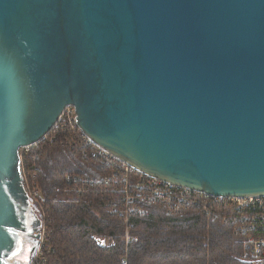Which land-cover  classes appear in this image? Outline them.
Returning a JSON list of instances; mask_svg holds the SVG:
<instances>
[{
	"label": "water",
	"instance_id": "95a60500",
	"mask_svg": "<svg viewBox=\"0 0 264 264\" xmlns=\"http://www.w3.org/2000/svg\"><path fill=\"white\" fill-rule=\"evenodd\" d=\"M67 106L142 174L264 195V0H0V264L33 218L19 149Z\"/></svg>",
	"mask_w": 264,
	"mask_h": 264
},
{
	"label": "trees",
	"instance_id": "16d2710c",
	"mask_svg": "<svg viewBox=\"0 0 264 264\" xmlns=\"http://www.w3.org/2000/svg\"><path fill=\"white\" fill-rule=\"evenodd\" d=\"M31 164L49 219L43 264H123L124 258L127 264H246L232 228L198 209L170 215L158 205L146 207V216L130 217L126 243L124 220L111 213L121 207L120 194L102 181L111 168L59 140L32 146L23 159L26 170ZM68 177L86 184H67Z\"/></svg>",
	"mask_w": 264,
	"mask_h": 264
},
{
	"label": "built area",
	"instance_id": "2783aa9c",
	"mask_svg": "<svg viewBox=\"0 0 264 264\" xmlns=\"http://www.w3.org/2000/svg\"><path fill=\"white\" fill-rule=\"evenodd\" d=\"M59 140L60 144L78 152L86 160L98 161L111 168L112 173L102 181L114 185L112 194H120L121 207L114 206L112 214L124 220L125 242L130 238L131 216L144 217L146 207L155 204L168 214L175 215L198 209L207 220H218L229 225L238 236L240 259L246 264H264V195L242 197L215 196L185 187L173 185L142 174L126 162L95 145L77 124L73 106H67L58 120L41 141L49 144ZM35 146V145H34ZM32 146L19 149L22 187L31 205L40 217L39 242L29 264H43V251L48 240L47 210L42 206V196L36 185L37 167L31 164L26 170L23 159ZM67 184L85 185L76 177H68ZM78 190V188H74ZM127 264V258L122 260Z\"/></svg>",
	"mask_w": 264,
	"mask_h": 264
},
{
	"label": "flooded vegetation",
	"instance_id": "af4514ba",
	"mask_svg": "<svg viewBox=\"0 0 264 264\" xmlns=\"http://www.w3.org/2000/svg\"><path fill=\"white\" fill-rule=\"evenodd\" d=\"M27 197V195L25 194ZM29 208H31L33 218L30 223L26 222V218L19 212L18 219L20 226L12 231L14 238L13 249L2 259L1 264H29L33 258L39 242L40 217L37 210L31 205L27 198ZM23 216V217H22Z\"/></svg>",
	"mask_w": 264,
	"mask_h": 264
}]
</instances>
